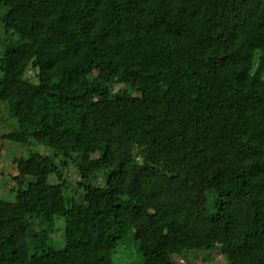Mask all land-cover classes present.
<instances>
[{
    "label": "trees",
    "instance_id": "obj_1",
    "mask_svg": "<svg viewBox=\"0 0 264 264\" xmlns=\"http://www.w3.org/2000/svg\"><path fill=\"white\" fill-rule=\"evenodd\" d=\"M0 81V264H264V0H0Z\"/></svg>",
    "mask_w": 264,
    "mask_h": 264
},
{
    "label": "rangeland",
    "instance_id": "obj_2",
    "mask_svg": "<svg viewBox=\"0 0 264 264\" xmlns=\"http://www.w3.org/2000/svg\"><path fill=\"white\" fill-rule=\"evenodd\" d=\"M38 74H34L33 72H29L28 74V79L29 83H27L26 88H24V92L23 96L24 98L22 99V101H17L15 103L19 104L16 107L20 108L23 112L27 111L29 108H31V105L36 103H39V91L36 87L35 84H38L39 82H41V77L39 78L37 76ZM38 82V83H37ZM38 86V85H37ZM13 90L12 86L8 83H3L0 81V96L4 95L5 92ZM20 102V103H19ZM8 103L7 102H0V136L8 134L9 132H11V129L8 127L9 126V120H7V118L9 117V109H8ZM27 122H29L30 120L25 119ZM158 118L154 115H148L147 117V122L149 125L157 128L160 133L163 135L164 138H166L167 136L170 137L172 135V129L169 127L168 124H164L163 122H158ZM32 122H29V124ZM30 132V131H27ZM31 133V132H30ZM33 134V132H32ZM31 135V134H29ZM25 141V139H24ZM25 144H29V145H34L37 144L35 146L39 147L40 146V142L37 140L36 137L33 136H29L27 137V141ZM35 148V147H34ZM28 149L29 147H22L20 144L18 143H12V142H4V141H0V171L2 168H4V171H7L6 173H8L7 175H9V173L11 172V169H14V163L13 159L16 157H20L21 155H25L28 153ZM36 149V148H35ZM41 149V148H40ZM42 153H44L43 150H41ZM146 154V152L144 153V155ZM172 155L171 153H169L168 151H160L156 154L155 158H154V166L155 165H160V166H165V167H170L171 166V162H172ZM15 170V169H14ZM15 172V171H14ZM0 198H4L7 200H13L14 195L12 196V194L10 193V184L6 183L9 182V177H0ZM5 183V184H4ZM93 198L99 197L98 193L95 192L92 194ZM199 202L202 203V199H199ZM229 241H227V245L226 247H231L232 243H228ZM214 246V245H213ZM137 249L129 246V245H125L122 246L121 250L119 251V253L115 256H113V262L114 264H133L136 263L138 261L141 260V255L139 253H137ZM152 254H156L155 253V249L151 248L150 251ZM158 256V254H157ZM223 253L219 252H195L193 253L190 257H189V262L176 257L173 261H176L180 264H224V258H223ZM152 260L154 261V263L158 262V259L154 256H152ZM164 264V263H162ZM167 264V263H166ZM169 264V262H168Z\"/></svg>",
    "mask_w": 264,
    "mask_h": 264
}]
</instances>
